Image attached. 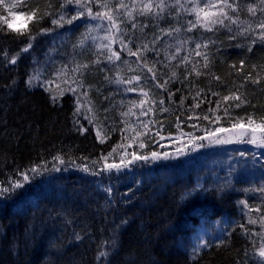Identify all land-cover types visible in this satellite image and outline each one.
Wrapping results in <instances>:
<instances>
[{
	"label": "trees",
	"instance_id": "16d2710c",
	"mask_svg": "<svg viewBox=\"0 0 264 264\" xmlns=\"http://www.w3.org/2000/svg\"><path fill=\"white\" fill-rule=\"evenodd\" d=\"M63 2L17 0L12 12L0 4V186L23 181L22 172L33 176L28 170L36 165L46 164L49 169L24 183L22 189L0 196V264H98L99 246L113 236L118 251L110 258L111 264H244L259 246L253 229L259 227V221L254 226L248 220L264 216V164L252 166L249 156L243 159L246 169L235 173L220 153L201 154L196 169L188 168L181 159L182 152L190 151L191 144L199 141L194 137L212 133L216 137L222 133L216 132L217 128L230 129L240 118L246 124L248 115H254L259 123L264 115V45L259 41L251 44L256 34L264 31L258 27L264 20V4L260 0H229L239 6L238 11H225L239 20L240 28L251 26L244 35L238 34L237 25H231L232 32L220 25L212 32L200 27L187 31L188 21H196L191 9L205 8L206 0H179V4L167 0L163 19L133 15L138 25L132 31L134 39L152 46L142 56L149 66L154 60L159 63L154 69L156 80L149 78L152 74L143 68V61L125 64L130 71L141 73L139 83L148 92L144 99L137 95L130 99L112 82L115 74L104 55L95 53V47L81 45L87 31L79 20L73 26L64 24L62 44L47 43L45 36L33 40L28 52H21L27 33L16 36L8 31L13 12L23 14L28 24L25 28L32 32L37 31L34 18L24 13L38 9L37 15L43 16L45 11L51 12L39 27L52 29L51 19L59 18ZM119 2L100 0L113 9ZM250 4L256 8L255 15L247 11ZM121 11L120 20L125 21L127 30L132 29ZM229 23L226 19L225 24ZM144 24L148 27L141 31ZM176 28L180 31L168 37L182 36L180 45L168 48L163 33L153 43L160 29ZM208 40L215 43L196 49L197 43ZM197 51L207 54L208 68L203 67L204 57L196 55ZM3 53L9 57L19 53L17 63H6ZM50 56L56 65H50ZM242 60L243 69L238 71ZM78 65L87 68L77 70ZM194 67L204 74L197 77ZM37 74L39 79L26 83ZM249 74L251 79L246 81ZM257 79L259 83H252ZM165 80L169 81L166 90L155 86ZM232 93L248 103L236 108L238 101L223 100ZM52 95L58 97L56 103L51 101ZM81 97L90 104L91 124L76 111V100L81 104ZM140 100H145L144 105ZM138 132L143 134L137 136ZM141 142L145 147H140ZM153 151L182 155L170 159L177 160L171 164L155 163L152 168L158 179L153 182L144 173L143 160L121 173L113 170L95 176L76 167L86 165L99 172L105 162L101 157L110 152L107 162L120 163L121 155L131 160L133 152L151 156ZM57 155L64 164L53 159ZM53 165L61 171H51ZM109 188L111 191H106ZM125 219L128 223L121 226ZM201 224L217 225L219 235L194 253L191 244ZM77 235L81 239L77 240Z\"/></svg>",
	"mask_w": 264,
	"mask_h": 264
},
{
	"label": "snow or ice",
	"instance_id": "6c2138e0",
	"mask_svg": "<svg viewBox=\"0 0 264 264\" xmlns=\"http://www.w3.org/2000/svg\"><path fill=\"white\" fill-rule=\"evenodd\" d=\"M96 4L103 9L102 11H93V7L91 6L93 3V0H64L63 3H61L60 5V14H59V18H52L51 19V24L56 25L57 27H63L64 24H73L74 21L81 19L83 17H87L89 19V21H107L108 22V26L106 31L109 32L108 35H106L104 37L105 40H108L109 43L108 44H102L99 45L98 47L100 48H105L108 51V55L106 57V59L110 62V63H114L115 61H119L121 59V51L122 52H126L128 56H135L137 58V61H143V68H146L148 73H151V77H149L152 80H156L157 79V74L156 71H154L155 69V65L157 63H159V61H152L151 62V66H149V61L147 60V58L143 57L141 55L142 51L146 52L149 51L150 49L148 48L147 45H144L143 48H141L140 46H137L135 51L133 50V47H131L130 45H133L135 43L134 40H132L131 38H129L127 41H124V39L121 37L120 38V51H115L112 48V44L116 42L117 39V35L118 33L124 32V34H127V29H122L121 28V24L125 23V21L123 20H118V16L121 14L120 10L123 9V15H125L128 19H127V23H131V27L132 29H136L138 27L137 23L134 22V16H133V12L135 11V0L134 3L132 5V8L129 9V6L123 3V0H120V2L116 5V8H109L108 3H100V0H95ZM3 3V0H0V4ZM177 3L179 4V0H177ZM261 4H264V0H260ZM69 6H72V9L75 11V15H71L68 16L67 12L69 10ZM13 8L16 7V5H12ZM169 7V5H166L164 0H159V3L157 4H153L152 0H149V2L147 3H140V7H139V15L142 16H148V15H153L156 18L159 19H163V14L165 13L166 9ZM180 7L182 8L183 5H180ZM238 5L234 4V3H230L229 0H216V2L214 3L213 0H206L205 3V8H193L191 9V12H193L196 16V21H188V27H187V31L191 32L193 29L200 27L202 29H204L207 32H212L215 28L216 25H220L222 27H225L228 29L229 32H232L233 29L231 27V25H237V32L240 35H244L245 33H247L250 29L251 26H249V28H240L239 27V20L238 19H234L232 16H230L228 14L227 11H225V9H231L232 12H237L238 11ZM155 8V11H153V9ZM39 10H33L31 12L28 13H24L26 15H28L30 18H34V22L37 28L36 32H32V30L27 29V28H13L12 24L8 23L7 24V28L8 31L14 33L16 36H25V34L27 33V43L26 46L23 47L21 49V52H28L29 49H31L33 47L32 45V41L36 39L37 35L40 34H45L48 33L50 31H52V29L50 28H41L39 27L40 21L43 20L45 17H51L52 13L45 11L43 13V16H39L37 15V12ZM247 11L249 13H251L252 15L256 14V8L253 5H248L247 6ZM261 11H264V9H261ZM0 19H2V17H0ZM230 21L229 24H225V20ZM5 23H7V21H5ZM103 23L96 25V27H102ZM148 27L147 24H144L140 27V30L143 31V28ZM258 27L260 29H264V20H262ZM112 29H115V33H112ZM92 31H95V27H92L90 24L87 26V32L90 33ZM161 33H163L164 35H172V32H179L180 29L176 28L174 30L169 29H160ZM83 38L81 39L80 43L81 45H83L87 39V33L82 34ZM232 39H235V36L230 37ZM93 39H95L93 37ZM159 37H155L153 43H155L156 40H158ZM257 41H259L261 43V45H264V31L259 32L258 34H256V38L253 39L251 41V44H256ZM215 41L212 40H208L206 42H201V43H197L196 44V49H200L201 47L203 48H207L209 44H214ZM154 50V49H151ZM177 51H179V49H177ZM248 51L251 52L252 48L249 47ZM196 55L200 56L203 55L204 57V68H208L209 67V63L210 61L208 60V56L206 53H201L199 51L196 52ZM3 57H4V61L6 63H10V64H16L17 63V59L19 57V53H17L16 55H13L12 57H9L7 53H3ZM173 59L175 57H172ZM187 57L184 58V62H187ZM95 63H99V60H97ZM126 63V61H125ZM241 68L238 71H242L243 69V65H244V61L242 60L240 62ZM79 67H84L87 68V65H83V66H77V70L79 69ZM138 67H140V64L138 63ZM232 67H236L235 65H233ZM255 67V66H253ZM193 71L195 72L196 76L199 77L201 75H203L204 73H201L200 71H197L195 69V67L193 68ZM172 76L175 77L176 73L173 72ZM35 78V79H39V74H37L35 77H30L28 81H26V83H31V80ZM216 80H220V77H215ZM251 76L250 74L248 76L245 77V80H250ZM141 80V77L139 75L137 76H133L128 80L123 79L121 76H119V74H117L116 79L113 81L115 84L117 85H121V84H127L130 85L129 87H127L125 89V91L127 92H135L137 91V85L139 83V81ZM133 81L137 82V85H133ZM260 81L257 80H252V83H259ZM169 81L165 80L163 83H157L155 86L157 88H163V89H167V85H168ZM141 94L145 97L148 96V92H145L142 88L139 89ZM48 91L50 92L51 89H48ZM69 91L75 92V89H69ZM64 93L61 92L60 96H63ZM213 95H218L217 93H213ZM51 101L53 103H56L58 100V97L55 95H52L50 97ZM229 99L238 101V103L235 104L236 108H240L243 104L248 103V101L243 100L241 98V96L232 93L231 95H226L223 97L224 101H228ZM77 103V108L76 111L79 112V98H77L76 100ZM145 100H140L139 104L142 106L144 105ZM160 104H163L164 101L160 100L159 101ZM135 106V104H134ZM196 107H199V104L196 105ZM91 110V109H89ZM131 111V109L129 110ZM149 111H151V109H149ZM162 111H167V109H162ZM211 111V109L209 110ZM226 114H227V110ZM128 113H123V115H127ZM142 115L146 114L144 112H141ZM87 118V117H86ZM191 118V117H190ZM205 120L209 119L208 116H204L203 117ZM91 122V121H90ZM145 128H147V125H144ZM81 132L86 131V129L81 128L80 129ZM216 132H225V131H231L235 137V140L233 141L232 139H227V140H219L216 139L214 142L215 143H232V142H237V143H248V144H252L255 145L257 147H262L264 148V115H262L260 117V121L259 123H257L256 119L254 118V115H248L247 116V122L245 124L244 122V118H240L238 119L236 122H234L231 125L230 129H224V128H217L215 130ZM143 133H137V136L142 135ZM157 135H159V133H157ZM215 135V133L209 134L208 136H201V137H194L193 139H198V140H205V139H209L212 140V137ZM97 136H99V132H97ZM140 147L143 148L145 147V145L143 144V142L140 143ZM199 147H203V145H199ZM113 152L116 151L115 148H113L112 150ZM112 153H108V156H111ZM151 159L153 161L155 160H159V159H167L168 158V154L164 153L163 156H161L159 153L157 152H151ZM243 155V154H242ZM108 156H104L101 157V160L105 161L103 163V165L101 166L99 172L91 170L88 168V166L86 165H77L76 167H78L81 171L83 172H90L93 176L95 175H99L102 172H108V173H112L113 170H115L116 173H121L123 169L128 168L131 164H133L135 161H140L143 160L145 162H147L149 160V156L147 155H137L135 152L131 153V160L126 159V154L125 155H121L120 157V163H108ZM54 160L59 161L60 164H64L65 161L64 159L60 156L57 155L55 157H53ZM93 163H97V161H93ZM29 172H31L33 174V176H29L28 172H22L20 173V175L23 177V181L17 179V180H12L9 181L8 186H0V196H5L6 194L15 192L16 189H22L24 187V183L26 182H30V180L35 179V176L37 175H41L44 172L49 171V169L47 168V165L45 164L43 167H41L40 165H36L32 168H30L28 170ZM51 171H55V172H59L61 171V169L59 167H56L55 165H53ZM106 191H111V189H106ZM261 191H264V189H261ZM247 206V205H245ZM259 209H257L258 211ZM248 222L250 224H255L257 223L256 220H253L251 217H249ZM128 223V220H122L121 221V226L122 225H126ZM260 223L262 225V227H264V216H261L260 218ZM245 234H248V230H245ZM258 235H260L262 237V242L259 246V248L253 253L252 257H249V260H245L244 264H249V261H251V264H264V233H258ZM77 240L81 239V237L79 235H77L76 237ZM203 246H207V245H203ZM201 246L197 245L196 248L193 249V252L195 253L196 251L199 250ZM118 251V243L117 240L115 238V236H113L112 238L102 241L101 245L99 246L98 252H97V262L98 264H111L110 262V258L116 254V252ZM249 254L247 253V251L245 252V256H248ZM255 257H258L259 259H255ZM237 264H240L239 261H237Z\"/></svg>",
	"mask_w": 264,
	"mask_h": 264
},
{
	"label": "rangeland",
	"instance_id": "374dc122",
	"mask_svg": "<svg viewBox=\"0 0 264 264\" xmlns=\"http://www.w3.org/2000/svg\"><path fill=\"white\" fill-rule=\"evenodd\" d=\"M15 1H17V0H3V3L1 5H4L5 9H7V11L12 12L11 11L13 9L12 5H14ZM125 1H126L125 4L129 6V9H131L132 5L134 3V0H125ZM147 2H149V0H135L136 7H135V11L133 12V15H139L140 3H147ZM164 2L166 5H168L167 0H164ZM152 3L155 5V4L159 3V0H152ZM91 6L93 7L94 12L103 10L96 4L95 0H93V3ZM121 12H123V11H121ZM67 15L68 16L69 15H75V11L72 9V6H69V10L67 12ZM23 17H24L23 14L16 10L13 12V15H12L11 19L8 21V23L12 24L13 28H20V29L25 28L28 24ZM78 20L83 22V26L86 28V31H87V26L89 24L92 27H95V31H92L90 33L87 32V39L83 45H89V48L95 47V53H97L98 55H99V53H101L106 58L108 55L107 49L100 48L98 46L102 45V44H108L109 43L108 40L104 39V37L109 34V32L106 31L107 26H108V22L106 20L103 22H101V21H89V19L86 16L81 18V19H78ZM118 20H120L119 16H118ZM101 23H103L102 27H96V25L101 24ZM129 24H131V23H129ZM73 25H75V21L73 22L72 26ZM66 26H69V24H66ZM83 26H82V28H83ZM121 28L126 29V23L121 24ZM62 30H63L62 27H57L55 25L52 28V31L45 33V34H40L38 37H36V39H40V38L46 36L45 40L47 41V43H50V44L53 43L55 45L56 44L60 45L63 43V41L65 39L64 33L62 32ZM111 31H112V33H115V29H112ZM132 31H133V29H129L127 31V34H124V32L116 34L117 35L116 42L112 44L113 50L120 51V38L121 37L124 39V41H127L129 38H131L132 40L135 41V43L133 45H130L131 47H133L134 51H135L137 46H140L141 48H143L144 45H147L149 48L152 47L151 45L147 44L148 42H145V43L144 42H137V40L134 39V33ZM156 34H159V39H160L162 36V33L157 32ZM156 34H154V37H157ZM93 37L95 39H93ZM163 38L167 39V41L165 43H169L168 48H170V49H172L174 43H175L174 45H180L183 41L182 36H180V35L176 36L175 38H170V37H168V35H164ZM61 49H63V48H61ZM56 52H55V54H56ZM60 53H61V51H58L57 54L61 56ZM143 54H145L144 51H142L141 55H143ZM60 58H63V57H60ZM125 61H126V63H125ZM137 62L138 61H137V58L135 56H128L126 52L121 51V59L119 61H115L114 63H111L114 66L109 65L110 67L113 68L112 71L115 74V78H113L112 82L116 79L117 74H119V76H121L125 80H128L133 76H137V75L141 74V73L134 72L135 69L130 71L125 66V64L128 65L129 63H137ZM50 63H51L50 65H52V66L57 64V62H55L51 56H50ZM100 67H102V66H100ZM124 71H127V72H124ZM133 85H137V82L133 81ZM129 86L130 85H127V84H121V85L116 84V87L118 88L120 94L123 95L124 93H126V97H128L130 99H132L131 97L135 96V95H137L138 97H140L142 99L145 98V96H143L139 90L143 87L142 84L138 83L137 91H135V92L125 91V89ZM133 98H135V97H133ZM79 105H80V107H79L80 113L81 114L83 113L87 117L86 118L87 123L91 124L93 119H92L91 113H89L90 104H88L87 101L85 99H83V97H81V104H79ZM216 139H219V140L232 139L234 141L235 137L231 131H225V132H222L221 134L217 135L216 137H212V140L205 139V140H201V141L200 140L196 141V142L192 143L191 146L189 147L190 151H183L182 152V155L184 156V158H182L181 161H184L186 163V165L188 166V168L196 169L198 167V159L200 158L201 154L204 156H208V155H217L218 153H220L219 155L223 156V160H225V162L228 164V167H230L235 173H238L240 168L246 169L247 165L244 164V160L247 159L246 157L249 158V156H252V159H253L250 163L252 166L253 165L255 166V164H258V165L264 164V148L257 147L255 145L248 144V143H237V142L215 143L214 141ZM201 144L203 145V147H199V145H201ZM178 153H179L178 151H172L171 153H167L168 154L167 159H159V160H155V161H153L151 159V156H149V160L147 162L144 161V163H143L145 165L144 173L147 175L148 179H150V182H153L154 179H158V175H156V172L152 168L153 166H155V163L156 164L162 163L164 165H167V164H171L172 162H177V160L175 161V160H170V159H174L177 157L180 158L182 155H178ZM161 156H163V155H161ZM259 157L262 158V160H260ZM213 163L214 162H211L212 165H213ZM139 164L140 163H137L136 165H139ZM213 171H216V168L213 169ZM225 171L228 172V170H225ZM62 174H64V173L59 174V176H61ZM192 174H196V172H194ZM258 221H259V223H258L259 227L256 226L253 229H254V236H255L254 239L256 240L257 245L260 246V244L262 242V237L260 235H258V233H264V227H262V225L260 223V219L257 220V222ZM255 224H254V226H255ZM217 228H218L217 225L214 228L211 224L210 225L201 224L197 229V232L193 238V242H192L191 246L193 245V248H196L197 245H200L201 246L199 248V250H200L202 247H204L203 245H207L209 243L210 238L216 239L219 235V231L215 230ZM259 246L257 247V249L259 248Z\"/></svg>",
	"mask_w": 264,
	"mask_h": 264
}]
</instances>
